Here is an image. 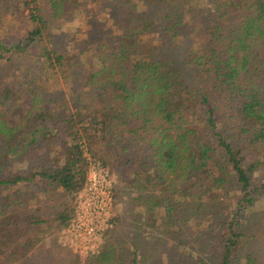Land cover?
I'll use <instances>...</instances> for the list:
<instances>
[{"label":"trees","instance_id":"trees-1","mask_svg":"<svg viewBox=\"0 0 264 264\" xmlns=\"http://www.w3.org/2000/svg\"><path fill=\"white\" fill-rule=\"evenodd\" d=\"M69 1L16 0L26 33L11 44L0 39V150L34 160L26 171H0V264L31 250L41 225L70 223L90 160L119 168L126 187L157 185L197 198L198 210L206 197L215 201L229 185L237 188L216 263L232 264L243 212L258 190L251 177L264 171V0H212L194 45L175 56L136 51L129 32L110 43L94 40L84 58L90 69L76 87L71 61L49 33ZM16 60L33 65L28 81L11 72ZM62 90L69 104L38 103ZM120 144H137V151L118 152ZM32 186L33 193L24 190ZM143 211L147 222L154 212ZM257 234L263 241V227ZM118 256L108 244L86 264H125ZM261 263L252 252L243 262ZM126 264H137L135 252Z\"/></svg>","mask_w":264,"mask_h":264},{"label":"rangeland","instance_id":"rangeland-1","mask_svg":"<svg viewBox=\"0 0 264 264\" xmlns=\"http://www.w3.org/2000/svg\"><path fill=\"white\" fill-rule=\"evenodd\" d=\"M211 1L70 0L66 12L54 21L49 33L55 48L70 59L73 76L77 77L72 80V84L76 87L77 79L90 69L84 63V58L88 56L92 41L104 39L110 43L119 34L129 32L135 36L136 44L133 47L138 52L160 51L164 56L184 53L189 46L194 45L208 22ZM50 11L47 9L46 13ZM162 13H168L170 18H162ZM146 19L153 21L151 26H144ZM27 27V21H23L16 10V0H0V39L8 44L15 43L22 39ZM11 72L17 75L19 81H28L34 67L27 61L16 60ZM47 94H43L42 100L38 102L45 107L49 108L54 102L58 109L56 102L60 99L64 100V105L70 102L66 90ZM136 145L120 144L117 149L118 152L125 151L124 148L137 151ZM46 153V158L51 157L49 150ZM46 158L43 159L45 163ZM33 161L24 155L21 157V152L0 150L1 172L26 171ZM104 165L112 181V212L100 250L91 255H78L63 244V227L49 229L41 225L43 231L38 232L34 247L22 253L21 259L12 264H86L87 259L97 255L108 244L113 245L117 254L121 253L118 257H122L125 264L133 252L137 255V264L217 263L219 243L228 212L232 211L233 201L239 193L237 188L229 185L215 201L206 197L198 210L194 207V203L196 205L199 201L197 198H181L179 190H158L160 188L156 189L157 185H150L140 191L135 187H126L117 172L120 169ZM135 174L137 183H142L144 174L137 171ZM251 178L252 186H257L258 190L252 197L251 206L243 212L244 236L232 264H243L249 252L264 264V240L257 234L260 227L264 229V188L260 187L264 185V171L254 173ZM26 188L32 193L36 191L33 186L25 187L24 190ZM134 197L139 199L136 201ZM154 202L156 206L152 204ZM145 207H150L154 212L147 222L144 221Z\"/></svg>","mask_w":264,"mask_h":264},{"label":"built area","instance_id":"built-area-1","mask_svg":"<svg viewBox=\"0 0 264 264\" xmlns=\"http://www.w3.org/2000/svg\"><path fill=\"white\" fill-rule=\"evenodd\" d=\"M111 182L105 165L99 161L89 163L85 182L74 199V216L61 233L63 244L78 255L100 250L111 219Z\"/></svg>","mask_w":264,"mask_h":264}]
</instances>
